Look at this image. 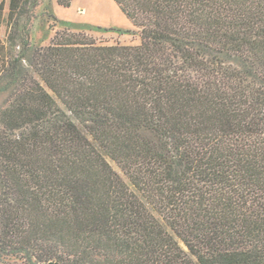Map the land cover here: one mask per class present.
Wrapping results in <instances>:
<instances>
[{
  "label": "trees",
  "instance_id": "trees-1",
  "mask_svg": "<svg viewBox=\"0 0 264 264\" xmlns=\"http://www.w3.org/2000/svg\"><path fill=\"white\" fill-rule=\"evenodd\" d=\"M37 1L0 69V253L264 264V0H113L139 43L33 45Z\"/></svg>",
  "mask_w": 264,
  "mask_h": 264
},
{
  "label": "rangeland",
  "instance_id": "rangeland-1",
  "mask_svg": "<svg viewBox=\"0 0 264 264\" xmlns=\"http://www.w3.org/2000/svg\"><path fill=\"white\" fill-rule=\"evenodd\" d=\"M20 1V0H17ZM14 11L9 2L0 8V69L6 64L7 51L18 53L19 45H13L7 39V33L13 23ZM20 27L28 34L33 45L46 44L56 29L69 27L72 30H84L87 33L108 42L119 41L124 44L139 43V33L131 21L119 9L113 0H72L70 6L59 5L56 0H38ZM6 93H0V105ZM81 127V125L78 123ZM111 165L121 175L120 167L112 160ZM124 176V175H123ZM0 261L33 262L26 260L23 253L13 255L0 253Z\"/></svg>",
  "mask_w": 264,
  "mask_h": 264
},
{
  "label": "crops",
  "instance_id": "crops-1",
  "mask_svg": "<svg viewBox=\"0 0 264 264\" xmlns=\"http://www.w3.org/2000/svg\"><path fill=\"white\" fill-rule=\"evenodd\" d=\"M7 1L9 2V9L11 6V0H0V5H5L7 3ZM0 264H26V262H9V261H0Z\"/></svg>",
  "mask_w": 264,
  "mask_h": 264
}]
</instances>
